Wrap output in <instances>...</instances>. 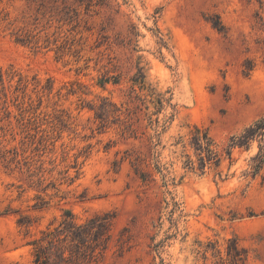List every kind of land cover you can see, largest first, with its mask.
<instances>
[{"label": "rangeland", "instance_id": "374dc122", "mask_svg": "<svg viewBox=\"0 0 264 264\" xmlns=\"http://www.w3.org/2000/svg\"><path fill=\"white\" fill-rule=\"evenodd\" d=\"M263 116L264 0H0V264L68 212L110 216L98 264H264L258 142L225 150Z\"/></svg>", "mask_w": 264, "mask_h": 264}, {"label": "trees", "instance_id": "16d2710c", "mask_svg": "<svg viewBox=\"0 0 264 264\" xmlns=\"http://www.w3.org/2000/svg\"><path fill=\"white\" fill-rule=\"evenodd\" d=\"M80 8L93 5V0H64ZM98 4L101 2H97ZM22 43H32L29 35L18 37ZM258 142V151L250 159V172L259 173L264 167V116L253 122L240 133L232 135L225 148L231 159L235 149L250 151ZM192 146L199 151L202 165L214 163L221 165L222 154L217 150L216 142L206 131L196 129ZM192 164V160H188ZM110 216L96 215L84 223H79L72 213H66L58 225L51 223L41 231L39 237L32 242L34 245V264H98L103 256L110 238ZM228 255L235 264L246 259L243 249L236 244L228 249Z\"/></svg>", "mask_w": 264, "mask_h": 264}]
</instances>
